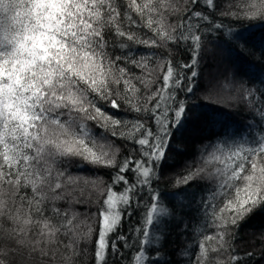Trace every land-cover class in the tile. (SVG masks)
I'll return each mask as SVG.
<instances>
[{
	"label": "snow or ice",
	"instance_id": "obj_1",
	"mask_svg": "<svg viewBox=\"0 0 264 264\" xmlns=\"http://www.w3.org/2000/svg\"><path fill=\"white\" fill-rule=\"evenodd\" d=\"M216 8L215 0H0V264H75L89 245L94 264H172L161 260L167 218L181 234L192 225L176 220L154 182L201 106L193 97L207 45L243 39ZM235 9L221 17L264 22V0H238ZM174 48L187 60L174 62ZM238 75L225 70L217 99H202L243 104L252 122L231 133L217 122L213 142L175 182L184 190L207 182L185 214L204 221L198 251L183 250L188 264L253 256L237 252L231 229L264 212V87ZM77 160L81 170L110 169V183L74 175ZM88 186L97 210L82 220L75 206Z\"/></svg>",
	"mask_w": 264,
	"mask_h": 264
},
{
	"label": "trees",
	"instance_id": "obj_2",
	"mask_svg": "<svg viewBox=\"0 0 264 264\" xmlns=\"http://www.w3.org/2000/svg\"><path fill=\"white\" fill-rule=\"evenodd\" d=\"M174 2L178 7L182 5V0H174ZM215 2L217 4V17L222 18L226 28L230 27L239 32L243 39L234 41L231 47L227 44L217 47L215 38L212 43L207 45L209 51L205 53L200 62L198 88L196 96L193 97V101L201 106L194 110L192 120L182 133H177L173 139L171 150L167 153L168 158L162 165L160 178L154 182L160 189L164 203L177 212L176 220L183 217L184 222H190L192 225L189 232L181 234L183 229L175 226L172 217L167 218L169 223L166 225V240L162 241V251L165 255L161 257V260L171 261L172 264H188V259L183 254L185 247L191 250L193 256L198 251L196 241L200 238L199 233L203 231V218L197 212H192V217H194L192 219L185 214L195 209L196 202L199 201L201 196L207 194L203 188L204 185H207L206 181L194 182L187 190H184L183 186L180 188L175 186L176 179L184 174L190 166L197 163L201 148L205 144L213 142L209 138L212 137L213 133L220 131V124L217 122L227 121L230 133L235 132L241 125L252 122V116L243 104L221 108L219 105L208 103L202 98L211 92L212 99H217L214 86L225 70L231 72H237L238 70V79H242L250 88L264 87V84H261V81H264V22L259 18L237 21L230 15L221 17L222 13L235 11L238 0H215ZM173 19L170 17L169 22H172ZM116 54L120 53L117 52ZM187 58V54L183 49H173L174 62L177 60L186 61ZM135 71L138 75L140 74L139 70ZM247 131V129H243L240 135H246ZM117 144L120 145V142L118 141ZM120 146L122 147V145ZM122 154H126L123 149ZM78 163L77 160L72 165L71 171L74 175L92 179L100 176L110 183V169L85 165L81 170L76 166ZM90 193H92V189L88 186L85 188L82 197L85 202L75 206V210L82 214V220L86 219L84 214L95 213L97 210L95 203L88 202L89 199L92 201L96 199V194L92 193L90 196ZM190 202L191 208L186 207ZM137 218L138 216L133 217L134 220ZM88 222L92 223L91 220ZM161 228L163 229L164 226L162 225ZM211 231L214 230L209 229V232ZM231 231L235 233L231 243L237 252L241 255L246 252L253 253L250 259L245 258L246 264H264V259H261L264 255V212L251 215L240 223L238 230L233 228ZM93 257V247L89 245L87 251H82L75 259V264H94ZM220 259H225V257L221 256ZM23 264H34V261L28 259L23 261Z\"/></svg>",
	"mask_w": 264,
	"mask_h": 264
}]
</instances>
